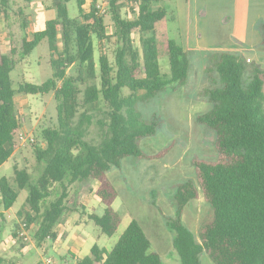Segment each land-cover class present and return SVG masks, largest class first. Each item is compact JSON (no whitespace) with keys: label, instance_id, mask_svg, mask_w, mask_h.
<instances>
[{"label":"trees","instance_id":"16d2710c","mask_svg":"<svg viewBox=\"0 0 264 264\" xmlns=\"http://www.w3.org/2000/svg\"><path fill=\"white\" fill-rule=\"evenodd\" d=\"M70 1L53 0L55 19L46 21L44 29L32 36L26 34L21 42L12 40L9 54L0 51V168L22 144L17 90L11 78L19 63L18 52L30 57L48 41L52 77L40 85L24 83L18 92L53 93L57 103V123L41 131L45 146H38L33 139L37 162L44 169L34 178L26 168L15 166L13 183L0 175L2 210L14 207L20 191H29L26 209L19 215L26 229L34 230L38 247L55 239L68 215L78 212L87 214L104 235L113 237L122 217L113 208L119 194L109 173L121 168L125 158L156 159L171 149L169 145L152 156L140 149V142L155 136L165 122L158 114L146 121L137 110L138 104L187 86L196 56L203 63L206 79L201 98L211 106L197 115L196 122L215 134L217 157L193 160L196 178L176 187L172 202L175 215L166 217L165 224L181 264H201L203 252L214 264H264L262 65L249 61L239 50L184 48L170 37L169 23L175 16L160 5L162 0H136L137 7L130 6V0H103V6L99 0L89 4L88 0H74L79 8L76 19L70 18ZM8 6L9 0H0V14ZM106 12L112 19V34L107 32ZM28 19V15L22 16L23 29ZM258 31L264 47V22L258 24ZM134 34H139L140 47ZM94 39H115L114 63L106 52L96 61ZM100 101L108 108V124L100 122L107 128V137L100 145H93L85 136L94 118L91 111ZM90 191L105 205L102 215L87 213L83 199ZM200 193L210 213L200 227L198 241L182 216ZM19 227L15 224L12 232L18 242ZM21 243L32 246L23 240ZM0 264H4L2 258ZM77 264H163V259L153 250L140 223L132 219L110 250L95 244Z\"/></svg>","mask_w":264,"mask_h":264},{"label":"rangeland","instance_id":"374dc122","mask_svg":"<svg viewBox=\"0 0 264 264\" xmlns=\"http://www.w3.org/2000/svg\"><path fill=\"white\" fill-rule=\"evenodd\" d=\"M43 1L44 5L54 8L53 0ZM40 2L42 0H31L30 3L26 0H9V6L5 9V13L0 14V50L3 53L9 54V39L14 38V40L22 41L24 33L21 29V19L23 15H29L31 22L29 30L31 31L44 29L45 21L57 17L56 9L47 11ZM99 2L102 5L103 0ZM130 2V6L137 7L136 0H130ZM244 3H251V10L242 16H240L242 8L238 3L240 9L237 6L222 9V13L225 14L223 24L227 26L225 32L223 30L222 32L229 34L232 29H238L239 33L236 34L241 39L229 38L230 45L228 46H234L237 48L236 50L243 51L249 61L258 62L264 68V47L260 46L261 37L258 31V24L264 22V0H246ZM160 5L170 15L175 16V20L169 23L170 37L184 48H192L188 43H184V33L193 26L195 17L203 14V10H199L204 8L205 1L162 0ZM67 6L70 18H78L79 8L76 1L71 0ZM156 6L159 4L157 3ZM102 9L104 10L103 7ZM128 9L124 12L129 11ZM21 11L22 13H20ZM238 12L239 15L235 16ZM103 14L107 32L112 34L114 27L111 16L107 12ZM133 36L136 45L140 47L139 34ZM114 43L115 39H112L111 42L94 39L96 61L99 60L102 53L106 52L111 62L114 63L116 48ZM62 47L60 40V50ZM50 58L51 52L47 40L43 41L31 53L30 57H25L21 51L17 54L19 63L12 72L11 78L13 87L17 90L15 101L18 117L22 131L28 134V139L25 142L22 141L21 147L14 156L0 168V175L7 176L12 183L15 166L19 169L26 168L34 178L38 177L44 169L43 165H39L37 162L36 144H33L34 142H31L29 138L34 139L38 146H45L41 131L57 123V103L53 93L28 95L20 93L18 90L24 83L40 85L50 79L52 77ZM162 63L167 68L165 59ZM192 63L194 67L187 86L177 91L168 90L149 103L138 104L137 110L146 121H150L153 114H158L165 122L155 136L145 138L140 142V149L149 156L158 154L169 145H171V149L163 157L156 159L125 158L121 163V168H115L109 173L119 194L113 204V208L122 217V224L117 233L113 237L103 235L87 214L78 212L68 215L65 222L58 227L55 239H50L38 247L33 239L34 230H32L28 231L32 246H23L21 240L18 242L12 238L15 224L24 221L23 216L20 217L19 214L26 209L29 191L23 190L20 191L19 198L12 210L4 213L0 207V258L4 260V264H45L46 258H51L55 264H77L76 253L78 252L77 250H75V254L72 252L73 244L78 242V244L90 246L96 242L102 247L110 248L118 241L132 219H136L147 233L152 241L153 250L160 253L163 264H181L173 247V235L165 224L166 217L175 215L172 202L176 187L190 179L195 180L196 173L192 164L195 158L215 160L217 157L215 134L196 122L197 115L206 113L211 106L201 98V93L206 87L203 63L196 56L193 57ZM128 93L127 90L126 94ZM107 111L108 108L103 101H100L91 111L94 118L85 139L93 145H100L107 137V128L100 123L108 124ZM16 189L18 190V188ZM90 192L83 199L87 212L102 215L105 205L101 203L94 192ZM209 213L210 206L202 193L184 210L183 222L198 241L200 227ZM2 214H4L3 218ZM86 247L82 248L81 246L79 256L86 253ZM201 264H214V262L206 252H203Z\"/></svg>","mask_w":264,"mask_h":264},{"label":"crops","instance_id":"0c3cea01","mask_svg":"<svg viewBox=\"0 0 264 264\" xmlns=\"http://www.w3.org/2000/svg\"><path fill=\"white\" fill-rule=\"evenodd\" d=\"M91 1L92 0H88V4ZM204 1H205L204 8L199 10V11L203 10V14H200L197 17H195L193 26L188 28L187 32L184 33V38H183L184 43H188L192 48H199V49H207V50H212V49L236 50L237 49L236 47L228 46V45H230L229 38L231 39L232 37H235V38L241 39V37L236 34V33H239L238 29H232L231 31H229V34L224 33L226 28H227V26H225L223 24V22L225 21V18H224L225 14L222 13V9H224V8L228 9L231 6L232 7L233 6H237L238 7V4H240L241 8H242L240 10V14H241L240 16H242V14L248 12V10H251L250 9L251 8L250 7L251 3H249V4L244 3V1H246V0H204ZM40 3H41V5L45 6V9L47 11L54 10V8H52L51 6L44 5V1L43 0ZM232 3H234V4H232ZM238 15H239V12L237 14H235V16H238ZM55 18H52V19H55ZM52 19H50V20H52ZM30 23L31 22L29 20V24L25 28L26 29L25 30V29H23L22 19H21V29H22V31L24 33V36L26 34L29 36V34L31 35V34H33L35 32L34 29H33V31L29 30ZM228 24H229V22H228ZM44 25H45V23H44ZM222 30L224 32H222ZM0 36H1V32H0ZM9 40H10L9 41V45H10V48H11V41L14 40V38L9 39ZM83 204L86 207V203L84 201H83ZM10 210H12V208ZM86 211H87V208H86ZM100 231H101V229H100ZM95 244L99 245V243H96V242L93 243V244H90V246L88 244H78V242H76V244H73V246H72L73 247L72 252H74V254H75V250H77L78 253H76V256L78 257V259L84 258L85 256L89 255V253L91 251V248ZM86 245H87L88 248L86 247ZM113 245L114 244H112L111 247L107 248V249L110 250L113 247ZM81 246H82V248L86 247V253L83 256H81V254L79 256V252H80Z\"/></svg>","mask_w":264,"mask_h":264},{"label":"built area","instance_id":"2783aa9c","mask_svg":"<svg viewBox=\"0 0 264 264\" xmlns=\"http://www.w3.org/2000/svg\"><path fill=\"white\" fill-rule=\"evenodd\" d=\"M28 134L22 132L21 134V140L23 142L27 141L28 139ZM31 142H33L32 138H29ZM7 211H5L4 213H6ZM10 218V216H8ZM20 227L17 230V236L19 239L23 240L24 242H30V236L28 233V230L26 229V224L24 223V221H20L19 223ZM45 264H55L54 261L51 258H46V260L44 261Z\"/></svg>","mask_w":264,"mask_h":264}]
</instances>
